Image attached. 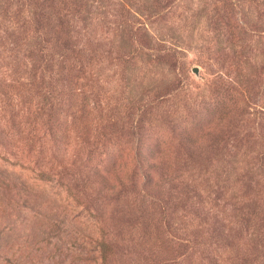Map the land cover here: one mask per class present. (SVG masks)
I'll return each instance as SVG.
<instances>
[{
  "label": "rangeland",
  "instance_id": "374dc122",
  "mask_svg": "<svg viewBox=\"0 0 264 264\" xmlns=\"http://www.w3.org/2000/svg\"><path fill=\"white\" fill-rule=\"evenodd\" d=\"M103 241L264 264V0H0V264Z\"/></svg>",
  "mask_w": 264,
  "mask_h": 264
},
{
  "label": "trees",
  "instance_id": "16d2710c",
  "mask_svg": "<svg viewBox=\"0 0 264 264\" xmlns=\"http://www.w3.org/2000/svg\"><path fill=\"white\" fill-rule=\"evenodd\" d=\"M110 251V245L103 241L101 242V257L103 259L104 264H107V257Z\"/></svg>",
  "mask_w": 264,
  "mask_h": 264
},
{
  "label": "water",
  "instance_id": "95a60500",
  "mask_svg": "<svg viewBox=\"0 0 264 264\" xmlns=\"http://www.w3.org/2000/svg\"><path fill=\"white\" fill-rule=\"evenodd\" d=\"M193 70H194L195 72H197V66H194V67H193Z\"/></svg>",
  "mask_w": 264,
  "mask_h": 264
}]
</instances>
